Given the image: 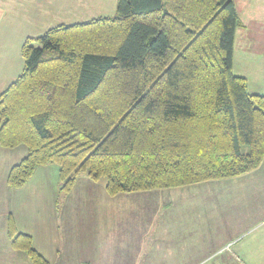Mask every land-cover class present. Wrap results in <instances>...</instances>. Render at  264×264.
Here are the masks:
<instances>
[{
    "label": "trees",
    "instance_id": "1",
    "mask_svg": "<svg viewBox=\"0 0 264 264\" xmlns=\"http://www.w3.org/2000/svg\"><path fill=\"white\" fill-rule=\"evenodd\" d=\"M115 17L57 25L21 45L0 92V148L23 187L58 167L60 193L83 174L109 196L238 177L264 157V94L232 72V0H117ZM10 247L49 264L11 215Z\"/></svg>",
    "mask_w": 264,
    "mask_h": 264
},
{
    "label": "crops",
    "instance_id": "2",
    "mask_svg": "<svg viewBox=\"0 0 264 264\" xmlns=\"http://www.w3.org/2000/svg\"><path fill=\"white\" fill-rule=\"evenodd\" d=\"M60 1L61 9L70 12L66 7L74 0ZM75 2L79 4V0ZM232 2L238 19L232 72L246 80L249 94H263L264 0ZM49 5L54 4L49 0H0V92L23 69L20 49L24 40L40 36L30 35L32 25L42 15L54 16ZM25 155L24 146L0 148V264H32L23 252L10 247L6 233L9 215L49 264H202L222 254L231 243L222 241L223 232L207 225L205 204L193 194L211 180L109 196L103 185L78 178L63 195L58 167L51 164L38 167L23 187L10 189L8 172ZM240 179L247 181L245 199L258 207L252 216L264 218V157L255 170L222 180ZM83 225L90 234L88 244L79 246ZM239 257L243 255L236 251L233 258Z\"/></svg>",
    "mask_w": 264,
    "mask_h": 264
},
{
    "label": "rangeland",
    "instance_id": "3",
    "mask_svg": "<svg viewBox=\"0 0 264 264\" xmlns=\"http://www.w3.org/2000/svg\"><path fill=\"white\" fill-rule=\"evenodd\" d=\"M49 1L57 6L49 5L54 16L42 15L38 18L39 23L32 25L30 35H41L47 29L59 24L69 25L93 18L117 15V0H79V4L74 0L71 2L72 5L66 7L71 9L70 12L67 9H61L63 4L60 0ZM252 75L254 74L252 73ZM261 93L264 94V90ZM78 178L87 177L81 174ZM96 183L104 187V179ZM246 183L245 179L211 180L208 185L199 187L193 192L200 198L201 205L205 204L207 225L223 232L220 235L222 241H231L229 247L227 246L222 254L211 257L207 263L202 264H264V218L252 216V211L258 210V207L250 206L245 199L247 190L244 184ZM167 208L168 206H165L163 209ZM88 229L89 227L85 225L81 227L78 235L79 246L88 244L87 236L90 234V229ZM236 251H241L243 257L233 258Z\"/></svg>",
    "mask_w": 264,
    "mask_h": 264
}]
</instances>
